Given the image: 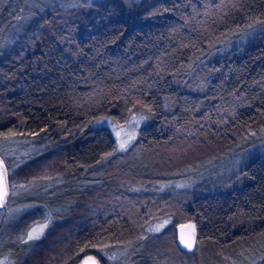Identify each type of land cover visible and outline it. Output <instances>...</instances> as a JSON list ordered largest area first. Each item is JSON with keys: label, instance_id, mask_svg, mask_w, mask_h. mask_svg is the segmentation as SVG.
I'll return each instance as SVG.
<instances>
[{"label": "trees", "instance_id": "trees-1", "mask_svg": "<svg viewBox=\"0 0 264 264\" xmlns=\"http://www.w3.org/2000/svg\"><path fill=\"white\" fill-rule=\"evenodd\" d=\"M54 1L0 0V132L43 138L6 181L60 178L18 199L37 207L5 227L0 264H107L100 247L125 249L111 264H264V158L241 184L155 194L264 133V0ZM136 112L134 142L115 151L103 125ZM162 203L169 223L146 232ZM39 205L48 226L22 241ZM188 221L191 251L176 242Z\"/></svg>", "mask_w": 264, "mask_h": 264}, {"label": "rangeland", "instance_id": "rangeland-1", "mask_svg": "<svg viewBox=\"0 0 264 264\" xmlns=\"http://www.w3.org/2000/svg\"><path fill=\"white\" fill-rule=\"evenodd\" d=\"M97 0H55L54 2L63 7H76L78 5H89ZM35 3V2H34ZM29 5H34L33 1ZM240 39L237 40V43ZM144 117L140 113L130 114L123 122L108 123L107 128L110 127L113 138L115 140V151L120 152L128 148L135 140L137 128L142 124ZM111 122V121H110ZM247 142L250 144L249 147L227 151L220 159L214 162H208L207 167L204 170H198L196 168L192 174L186 173L185 178L177 183V190L168 191L165 186L160 190L156 191L155 194L163 197L162 199L168 201L169 198L180 196L184 192L189 193L192 196H202L205 189L209 191H218L221 189V183L224 181H238L239 184L245 181L244 168L254 158H264V133L260 135H251ZM42 134L32 135L26 137L22 135L20 130L7 129L0 132V163L2 164L3 171L6 173L10 171L6 166L9 163L10 166L15 167L24 160L30 158L36 153L37 149L41 147L34 141H42ZM123 144V147L121 145ZM215 172L217 173L215 175ZM56 175V174H55ZM53 175V176H55ZM188 175V176H187ZM59 176V175H57ZM7 177V175H6ZM43 179H49L51 184H59L60 178H51L43 175L39 178L33 179L29 183L22 182H7L8 195L4 198L2 206L0 207V241L2 239L5 227L9 225L17 213L27 212L37 207L35 204H20L18 199H22L23 196H30L34 192V189L39 187L37 182ZM53 179V180H52ZM44 180V181H45ZM215 180H222L219 183H215ZM34 183V184H33ZM173 183L167 185L171 186ZM51 187L45 185L43 189ZM42 189V190H43ZM162 203L156 209L148 212V219L144 230L146 232H158L163 229L169 223V217L158 214V211L164 205ZM41 208V214L36 219L29 220L26 230L22 233V241H28L38 238L42 235L49 222V209L44 205H39ZM46 208V209H45ZM38 230V234H34L33 239H29L28 234L33 229ZM99 254L105 259L107 264L111 262L125 252V249L112 251L111 253L105 250V247L98 249ZM3 260V258L1 259Z\"/></svg>", "mask_w": 264, "mask_h": 264}, {"label": "water", "instance_id": "water-1", "mask_svg": "<svg viewBox=\"0 0 264 264\" xmlns=\"http://www.w3.org/2000/svg\"><path fill=\"white\" fill-rule=\"evenodd\" d=\"M3 171L2 164L0 163V172ZM2 202L0 201V207L2 206ZM194 223L191 221H188L182 226L177 227V238L176 242L179 247L184 249L185 251H191L195 244V236H194ZM189 243L191 246L186 247L185 244ZM93 261L95 264H99L97 259L93 255H85L78 264H93Z\"/></svg>", "mask_w": 264, "mask_h": 264}, {"label": "snow or ice", "instance_id": "snow-or-ice-1", "mask_svg": "<svg viewBox=\"0 0 264 264\" xmlns=\"http://www.w3.org/2000/svg\"><path fill=\"white\" fill-rule=\"evenodd\" d=\"M121 147H123V144L121 145ZM6 175V170L0 172V201H3L4 198L8 195ZM34 234H38V230L35 228L28 234L29 239H33ZM185 246L190 247L191 245L189 243H186ZM93 264H95L94 261Z\"/></svg>", "mask_w": 264, "mask_h": 264}]
</instances>
